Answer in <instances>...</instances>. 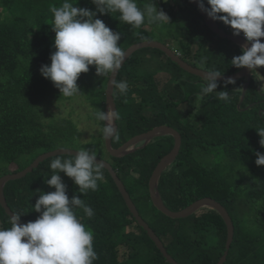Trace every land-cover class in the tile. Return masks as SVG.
Masks as SVG:
<instances>
[{"label": "trees", "instance_id": "1", "mask_svg": "<svg viewBox=\"0 0 264 264\" xmlns=\"http://www.w3.org/2000/svg\"><path fill=\"white\" fill-rule=\"evenodd\" d=\"M62 2L0 0V178L23 171L40 155L64 147L67 141L81 139L70 119L56 118L51 113L50 120L44 123L42 110L50 101L73 102L77 97L62 96L53 82L40 73L42 65H50V56L55 51L54 17L50 9ZM148 2L137 0L141 9ZM74 6L96 11L92 0H77ZM156 6L168 15L170 22L156 25L146 18L141 27L133 28L119 20L118 12L97 13L96 18L121 34L118 43L124 51L141 38L157 39L169 46L167 40H172L173 49L185 62L206 57L204 67L198 69L215 68L221 75H232L242 69L231 65L232 58L239 55L229 49L232 42L215 35L188 0H156ZM205 7H208L206 0ZM215 22L221 28L222 22ZM228 27L222 23L221 29ZM147 49L157 52L160 60L165 56L157 49ZM143 52L141 49L133 53L116 79L127 81L129 88L126 97L113 89L120 117L113 148L155 127L175 129L181 137V148L158 180L164 205L171 211H180L201 198L216 200L226 209L234 226L233 242L224 264H264V166L255 164L254 154H264L258 134L264 130V91L255 84L264 87V79L259 82L261 78L256 73L251 75L241 104L245 78L219 88L229 92L228 102L220 100L214 92L203 100L197 99L199 108L190 105L188 112L193 113L185 115L181 104L196 99L205 81L199 77L189 81L174 76V81L159 88L154 73L138 76L145 55L138 56ZM259 75L264 77V67ZM109 77L110 74L97 76L95 66H90L77 80L81 93L78 98L92 105L95 112L105 110ZM173 145V137L160 136L132 154L110 156L111 165L140 216L178 264H217L227 241V227L217 211L204 207L186 219H171L156 210L150 199L149 180ZM92 146L99 158L107 154L103 136L96 138ZM205 156L213 161L204 164ZM56 157L46 159L26 176L5 183V202L14 214L21 215L22 223L39 216L34 205L40 192L55 191L46 181L52 174L50 163ZM102 172L104 180L98 181V189L84 195L71 178L60 173L69 199L78 196L94 210L92 217L86 216L82 209L76 210L78 218L93 233L97 254L93 264H170L137 224L109 173L103 168ZM9 219L0 204V228H9Z\"/></svg>", "mask_w": 264, "mask_h": 264}, {"label": "clouds", "instance_id": "2", "mask_svg": "<svg viewBox=\"0 0 264 264\" xmlns=\"http://www.w3.org/2000/svg\"><path fill=\"white\" fill-rule=\"evenodd\" d=\"M198 4L201 11L213 21L230 26L234 36L243 33L249 46H242L241 55L231 60V65L247 68L261 77L256 69L264 67V0H190ZM77 0H63L61 6L51 7L55 51L50 56V65H42L41 75L53 82L64 97L80 95L77 80L81 73H87L95 66L97 76L110 74L109 84L122 97L127 96L128 82L112 79L121 68L126 52L119 45L121 34L110 29L104 21L96 18L97 13L118 12L119 20L133 28L141 27L147 18L149 23H168L169 17L157 8L156 0H149L141 9L137 0H92L96 6L93 12L74 5ZM225 30V29H223ZM204 67V61L200 62ZM205 84L196 99L203 100L217 93L220 100L228 102V91H219L221 73L213 69L202 72ZM260 79V80H261ZM232 77L223 80L225 88L235 85ZM264 91V87L260 89ZM126 102V100H124ZM119 113L112 105L106 110L97 109L95 119L101 122L103 139H118L116 121ZM260 144L264 147V130L258 132ZM255 164L264 166V154L255 152ZM100 161V160H99ZM52 174L46 181L55 191L40 192L34 211L39 216L34 221L21 222V215L12 214L9 228H0V264H93L97 254L93 247V233L76 215L82 209L88 217L94 210L78 196L69 199L60 173L74 181L83 195L98 189V181L104 180L97 153L92 148H81L74 156L62 159L57 156L50 163Z\"/></svg>", "mask_w": 264, "mask_h": 264}, {"label": "water", "instance_id": "3", "mask_svg": "<svg viewBox=\"0 0 264 264\" xmlns=\"http://www.w3.org/2000/svg\"><path fill=\"white\" fill-rule=\"evenodd\" d=\"M190 2V0H188ZM195 8L198 9L199 14L202 16L206 26L218 37L221 39H226L229 40L230 42L242 47V46H249V43L243 40L240 37L231 35L226 33L223 29H221L218 24L211 20L205 12L201 11L198 4L195 2H190ZM157 49L161 51L162 53L167 56L171 62H173L175 65H177L180 69L184 70L190 75H193L195 77L202 78V72L204 70L198 69L194 66L189 65L187 62H185L183 59L180 58L179 55L175 54L167 45H164L161 42L158 41H144L140 43H136L129 47L126 52V57L124 59L123 64L125 61L136 51L141 50V49ZM122 64V66H123ZM121 66V67H122ZM121 69V68H120ZM119 69V71H120ZM119 71L115 76L112 77V79H117V76L119 74ZM252 71L243 68L241 71L232 74V75H222V78L220 79L219 82H223L224 79H227L228 77H232L235 79V81L240 80V79H246V85L244 86L242 90V96L240 103L243 102L245 92L249 86L250 79H251ZM110 78V77H109ZM108 105H112L114 110L116 108L114 99H113V89L111 88V84H109V80L107 83V88H106V102H105V110L107 109ZM116 127L118 130V125L116 121ZM160 136H171L174 139V146L172 150L164 156L161 161L158 163L156 166L155 170L152 173V176L149 180V195L150 199L152 201L153 206L162 214L165 216L171 218V219H186L190 216H192L194 213H196L199 209L204 208V207H209L214 209L219 213V215L223 218L225 221L226 227H227V241H226V250L224 252L223 257L220 259V261L217 264H224L228 255V251L231 247V244L233 242V237H234V226L231 221V218L226 211V209L218 203L216 200L211 199V198H201L188 207L180 210V211H171L169 210L163 203L161 196L158 191V180L161 176V174L164 172L165 169H167L176 159V157L179 154L180 148H181V137L180 134L174 130L173 128L169 126H160L153 128L152 130L134 136L128 141H126L122 146L118 148H113L112 146V141H105L104 140V146L106 149V152L108 155L114 158H119L123 157L128 154L134 153L137 149L145 147L149 142H151L153 139H156ZM143 143L141 147H137L138 144ZM75 150H70V149H56L53 151L46 152L42 155H40L38 158L35 159V161L26 169L19 173L15 174H10V175H5L2 178H0V204L2 208L5 210V213L10 217L12 214H14L11 209L8 207V205L5 202V198L3 195V187L5 183L8 181L12 180H17L20 179L24 176H26L28 173L32 172L33 169L37 168L40 163L45 161L46 159L53 158L56 156H62V155H67V156H74L75 155ZM104 164L103 169H105L109 175L111 176L112 180L114 181L116 187L118 188L122 198L124 199V202L129 210V212L132 214L133 218L136 220L137 224L144 230L146 231L148 237L154 242L156 245L157 249L161 252V254L164 256V258L170 263V264H178L166 251L163 243L161 240L158 238V236L154 233V231L150 228V226L143 220V218L140 216L138 210L136 209L135 204L133 203L129 193L127 192L125 186L121 182V180L118 178L117 173L113 169L111 163L105 161L104 159H101L98 157V162L100 161Z\"/></svg>", "mask_w": 264, "mask_h": 264}, {"label": "rangeland", "instance_id": "4", "mask_svg": "<svg viewBox=\"0 0 264 264\" xmlns=\"http://www.w3.org/2000/svg\"><path fill=\"white\" fill-rule=\"evenodd\" d=\"M222 28V23H220ZM144 41H158L157 39L151 40V38H141L137 43L144 42ZM172 41V40H171ZM170 40H167V43H171L170 46L166 44L169 49H171L175 54L179 55L177 50H174V42H171ZM165 45V44H164ZM228 47L232 51L238 52L239 55L242 54L240 46L229 43ZM144 52L139 55V58H142L144 55L145 60L144 62L139 66V73L138 76L141 77L145 74V72L154 73L155 75V81L157 83V86L159 88L162 87L164 83L172 82L174 81V76H178L181 79L189 80V81H195V76L188 74L184 70L180 69L177 65L171 62V60L163 55V58H158V53L150 51L149 49H143ZM147 53H150V56H146ZM158 54V55H157ZM206 60V57L203 56L197 61H194L192 59H187V62H190V64L194 65L197 68H202L200 62ZM263 67L256 69V72L259 73ZM243 69V68H242ZM241 69V70H242ZM240 70V71H241ZM255 74V72H252V75ZM171 79V80H170ZM258 80V79H257ZM263 79H261L262 81ZM256 81V80H254ZM260 82V79L258 80ZM223 82H220V87L216 89V91H220L219 88H225L223 87ZM256 86L258 87V90L263 87V84H260L258 82H255ZM201 85V84H199ZM246 85V84H245ZM190 88V87H188ZM79 95L74 99L73 102H58V101H50L48 104L49 106L43 107L42 110H44V116L46 119H44V123L48 122L49 115L51 113H54L56 118H68L71 120L72 123H74L77 127V130L81 133V139H77L74 142H65L64 147L62 149H70L78 151L81 148H92L94 151L95 148L92 146L94 145V141L99 136H102L101 133V124L99 121L95 119V110L90 104H86L82 101V98H78ZM241 104V103H240ZM192 105L194 109H198L200 106V103L197 99H191L185 104H181L183 106L182 113L185 115H189L193 112H188L189 106ZM130 113V112H129ZM132 113V110H131ZM122 115V114H120ZM160 127V126H159ZM156 128V127H155ZM95 137V138H94ZM124 144V143H123ZM122 144V145H123ZM143 145V143H140ZM138 144V145H140ZM121 145V146H122ZM141 145V146H142ZM140 146V147H141ZM61 149V148H58ZM203 153V152H201ZM200 158L203 157L202 154H199ZM101 159H104L105 161L111 163L112 160L110 158V155L104 154ZM213 161V158L211 159L210 156H205L203 158V163H211ZM150 208V206H147ZM147 209V208H146ZM156 209V208H155ZM157 210V209H156ZM146 217V216H145ZM147 218V217H146ZM148 220V219H147Z\"/></svg>", "mask_w": 264, "mask_h": 264}, {"label": "built area", "instance_id": "5", "mask_svg": "<svg viewBox=\"0 0 264 264\" xmlns=\"http://www.w3.org/2000/svg\"><path fill=\"white\" fill-rule=\"evenodd\" d=\"M226 33H228V34H231V35H233L232 33H233V30L231 29V28H227V29H225L224 30ZM237 37H240V38H242L243 40H245L246 42H248L247 40H246V38L244 37V35H243V33H241L240 34V36H237ZM262 42H264V38H262ZM249 43V42H248Z\"/></svg>", "mask_w": 264, "mask_h": 264}, {"label": "flooded vegetation", "instance_id": "6", "mask_svg": "<svg viewBox=\"0 0 264 264\" xmlns=\"http://www.w3.org/2000/svg\"><path fill=\"white\" fill-rule=\"evenodd\" d=\"M175 130V129H174ZM141 145H137V147H140ZM174 146V145H173ZM173 148V147H172Z\"/></svg>", "mask_w": 264, "mask_h": 264}]
</instances>
